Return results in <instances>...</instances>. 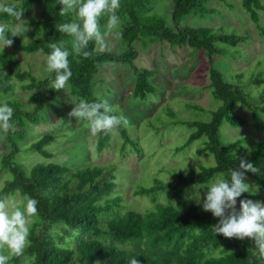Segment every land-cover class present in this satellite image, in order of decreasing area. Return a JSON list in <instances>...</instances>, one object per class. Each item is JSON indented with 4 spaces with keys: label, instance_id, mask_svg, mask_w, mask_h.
I'll list each match as a JSON object with an SVG mask.
<instances>
[{
    "label": "trees",
    "instance_id": "16d2710c",
    "mask_svg": "<svg viewBox=\"0 0 264 264\" xmlns=\"http://www.w3.org/2000/svg\"><path fill=\"white\" fill-rule=\"evenodd\" d=\"M153 0H120L116 11L119 18L126 19L118 36L126 45L125 50L116 53L100 49L94 41L86 50L92 52L89 58L71 54L72 37L58 32L57 27L64 22L77 21L75 11L65 16L59 15V0H5L0 5H15L23 8L22 21L0 12V22H6L22 31V36L9 37L13 44L12 53L0 48V94L7 95L13 90L16 80L23 90L29 91V100L34 104L31 110L25 108L19 98L12 97L5 102L13 108L10 121L12 128L6 131L8 150L0 156V168L10 174L0 187V196L19 195L21 199L30 196L38 201L37 214L31 219L29 245L23 254L12 255L7 249L3 253L10 256L8 264H130L136 258L139 264H264L251 238H226L215 234L213 227L219 223L210 211L201 210L197 201L185 197L190 185L208 186L221 174V179L229 175V170H240V159L252 163L257 173L245 172L247 179L264 194V141L238 138L223 142L219 135L222 124L232 127L243 126L246 117L236 112V106L244 107L251 118L264 127V87L251 91L252 86L264 84V74L249 76L242 84V74L233 75L228 80L213 65L214 56L221 54L217 43L231 47L244 43L245 35L236 31L224 32L222 28L209 26L182 25V19L190 14L216 12L207 4L211 1L227 0H171L170 22L160 15L149 14L146 8ZM241 7L260 30L264 37V25L259 12H264L262 0H241ZM36 10L37 16H33ZM107 16L100 20V26L107 23ZM165 41L171 47L188 46L203 51L209 62L207 88L212 98L219 102L210 110L208 120H180L168 109L174 119L172 124L187 125L192 131L186 140L175 147L182 151L197 139L203 140V150L213 156L212 164H198L186 173H177L169 180L154 177L150 187L138 185L135 195L147 196L152 201V209L121 211L122 195L116 192L114 166L92 165L73 168L57 162H36L30 167L20 160V141L26 137L28 124H39L49 120V112L67 119V115L56 102L62 99V90L49 88L55 73L39 78L29 70H23L17 52L32 54L41 52L49 55V43H57L70 52L68 57L72 77L68 82L69 92L77 100L88 103L104 102L95 91L94 76L107 63L129 65L134 75L132 97L147 100L156 94L158 88L152 83L156 71L134 64L137 41ZM203 111L196 105H187ZM110 115L120 116L111 109ZM82 119V118H81ZM87 120V119H82ZM123 138L122 148L140 152L139 143L131 137L125 125L114 128ZM112 131V130H111ZM110 132L97 133L96 150L101 152L107 146ZM57 136L46 133L33 140L26 151L44 158L53 153L45 147ZM166 170V167H161ZM197 169V170H196ZM165 192L168 202L157 200V194ZM257 202V193L250 190L237 198L236 210H240L241 200Z\"/></svg>",
    "mask_w": 264,
    "mask_h": 264
},
{
    "label": "rangeland",
    "instance_id": "374dc122",
    "mask_svg": "<svg viewBox=\"0 0 264 264\" xmlns=\"http://www.w3.org/2000/svg\"><path fill=\"white\" fill-rule=\"evenodd\" d=\"M3 1L5 0H1ZM262 1L264 3V0ZM240 2L241 0L211 1L207 6L215 8L216 12L190 14L182 19L181 24L222 28L224 32L236 31L245 35L247 40L236 47L217 43L221 54L214 56L213 61V65L228 80H234L233 75L241 73L242 78L239 83L242 84L253 74H264V37L251 21L248 13L243 10ZM37 9L35 7L32 14L35 17ZM171 9V0H153L146 11H150V15H160L170 22ZM259 16L264 25V12L260 11ZM119 20V27L106 35L108 44L106 50L116 53L126 48L118 36V31L125 24L126 19L119 18ZM106 24L101 26L102 32L105 31ZM19 26L21 24L15 25V27ZM134 46L137 49L134 64L156 71L152 78V83L158 88L156 94L150 95L143 101L133 99L134 75L129 65L107 63L95 74L94 80L99 99L107 101L112 110L127 119V124L124 125L131 137L139 143L140 152L133 151L128 146L122 148L123 138L115 129H112L110 133L107 146L101 152H97V134L90 131V121L69 115L76 103L80 101L70 94L67 85L62 90V99L56 102L64 109L67 119L63 120L49 112L48 121L26 125V137L19 142L21 147L19 158L26 167L36 162H57L73 168L113 165V174L116 178L115 189L123 198V207L120 210L146 212L153 208V203L147 196L134 194L138 185L150 187L154 177L169 180L176 176V172L186 173L191 167L196 168L198 164L207 165L214 162L213 156L203 150L204 137L193 141L182 151L175 150L176 146L186 140L192 128L187 125L172 124L174 119L166 112L167 108L171 109L180 120H208L210 110L216 108L219 102L212 98L207 88L209 62L203 51H197L188 46L171 47L165 41L151 42L147 39L135 42ZM5 49L12 53L9 47ZM47 56L41 52L32 54L17 52L21 68L31 71L39 78L49 74L46 71ZM13 83L14 87L10 93L0 94V102L16 97L22 101L26 109L31 110L34 104L28 98L30 92L23 90L20 82L14 80ZM262 87L264 84L260 87L252 86L251 91L252 89L253 92L260 90ZM190 104L199 105L204 110L191 109L187 106ZM236 112L246 117L245 124L240 127L222 124L219 128L221 140L229 142L238 138H247L248 142L264 141V127L254 121L244 107L236 106ZM46 133H55L57 136L45 147L53 153L52 157L44 158L25 150L29 143ZM7 150L6 131L0 129V156ZM162 166L166 167V170L161 169ZM221 176L218 174L208 186L221 179ZM6 178H10V174L0 168V187ZM246 183L250 185V190L257 189L250 179H247ZM207 192V187L190 185L185 197L196 200L199 195L200 203L198 204L203 210L202 203ZM255 192L257 202L264 204V194L258 190ZM156 197L158 201L168 202V195L165 192H159ZM9 200L13 204H19L22 201L18 194L9 196ZM20 264H26V258Z\"/></svg>",
    "mask_w": 264,
    "mask_h": 264
},
{
    "label": "clouds",
    "instance_id": "9594fccd",
    "mask_svg": "<svg viewBox=\"0 0 264 264\" xmlns=\"http://www.w3.org/2000/svg\"><path fill=\"white\" fill-rule=\"evenodd\" d=\"M62 6L59 15L65 16L75 11L77 21L61 23L57 31L72 37L71 54L82 55L89 58L92 52L86 50L90 42L94 41L100 49L108 47L106 35L119 27L120 20L116 11L120 7V0H59ZM0 12L6 13L17 21H22L24 9L13 5H0ZM107 16L105 31H101L100 20ZM22 31L9 23L0 22V48L10 47L13 44L11 37L22 36ZM51 49L47 56L46 71L55 73V78L49 88L64 90L68 85L72 72L68 57L70 52L57 43H49ZM13 108L6 103L0 104V129L8 131L12 128L10 123L13 117ZM111 108L107 101L88 103L81 100L76 103L69 113L75 118L90 121V131L93 134L108 133L115 127L127 124L123 116L110 115ZM240 170H229L225 179H219L208 188L203 199L204 211H210L219 223L212 229L214 233L226 238H251L254 240L259 253L264 257V204L252 200H241L240 210H236L237 198L242 193L250 191V185L245 183V172L257 173L258 169L243 158L240 159ZM197 170V169H196ZM254 189L253 191H256ZM200 203L199 195L196 198ZM38 201L25 196L19 204L10 202L7 196H0V264H8L9 255L3 253L7 249L12 255L23 254L29 245L31 219L37 214ZM130 264H139L136 258Z\"/></svg>",
    "mask_w": 264,
    "mask_h": 264
}]
</instances>
